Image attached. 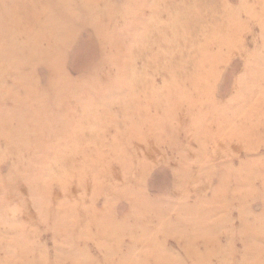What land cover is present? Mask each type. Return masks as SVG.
<instances>
[{
	"label": "rangeland",
	"instance_id": "rangeland-1",
	"mask_svg": "<svg viewBox=\"0 0 264 264\" xmlns=\"http://www.w3.org/2000/svg\"><path fill=\"white\" fill-rule=\"evenodd\" d=\"M62 1L0 0V264H264V0Z\"/></svg>",
	"mask_w": 264,
	"mask_h": 264
},
{
	"label": "bare ground",
	"instance_id": "bare-ground-1",
	"mask_svg": "<svg viewBox=\"0 0 264 264\" xmlns=\"http://www.w3.org/2000/svg\"><path fill=\"white\" fill-rule=\"evenodd\" d=\"M24 1V0H23ZM28 1V0H27ZM48 3V10L47 11H44V12H40L37 16H40V20L43 22V25H44V29L45 30H53L55 32V37H53V39H51V41H49L50 43H52V48L58 46V43H60L56 37L58 35H62L63 33L66 34V32L69 31V29L64 26L65 23H68V14H66V7L64 6L65 4L64 1L62 0H44ZM58 1L59 2V5L62 4L63 5V8H59L58 7ZM21 3V1H20ZM86 4L90 5L89 2H86ZM16 6V4H15ZM20 6L22 7V3L20 4ZM61 6V5H60ZM1 8V7H0ZM4 9V8H3ZM25 9V8H24ZM23 9V10H24ZM32 9V8H31ZM29 9V10H31ZM7 11V10H6ZM10 12V11H9ZM13 12V10L11 11V13ZM66 12V13H65ZM27 13V12H26ZM30 13V12H29ZM10 14V13H9ZM15 14H19L18 13V10L15 12ZM2 16V15H1ZM0 16V17H1ZM23 16V15H22ZM35 16V15H34ZM15 17V15H14ZM27 18H29L28 21H30V25H32V19L31 17H23V21L27 20ZM9 19V17H8ZM70 20H72L71 18H69ZM21 20V19H20ZM6 22V21H5ZM26 22V21H25ZM1 23V22H0ZM27 23V22H26ZM20 24V23H18ZM30 27V26H29ZM31 29V27H30ZM2 34V33H1ZM32 34V33H30ZM29 35V34H28ZM26 36V44H27V47H31L33 49L34 47V50L36 52L37 55H41L43 54L44 56H46L45 54L49 55L50 53H44L43 51L41 52L39 49H38V40H39V36L38 34H33L31 36ZM62 37V36H61ZM48 42V43H49ZM14 43V42H13ZM50 57L52 56V58H56V55H55V50L54 52H52L51 55H49ZM31 60V59H30ZM56 63V62H55Z\"/></svg>",
	"mask_w": 264,
	"mask_h": 264
}]
</instances>
